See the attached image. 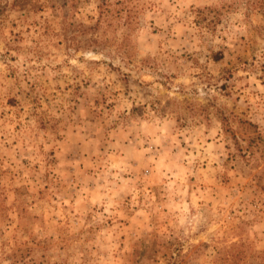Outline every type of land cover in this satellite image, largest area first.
<instances>
[{
  "label": "rangeland",
  "instance_id": "rangeland-1",
  "mask_svg": "<svg viewBox=\"0 0 264 264\" xmlns=\"http://www.w3.org/2000/svg\"><path fill=\"white\" fill-rule=\"evenodd\" d=\"M0 264H264V0H0Z\"/></svg>",
  "mask_w": 264,
  "mask_h": 264
},
{
  "label": "trees",
  "instance_id": "trees-1",
  "mask_svg": "<svg viewBox=\"0 0 264 264\" xmlns=\"http://www.w3.org/2000/svg\"><path fill=\"white\" fill-rule=\"evenodd\" d=\"M127 1V0H126ZM123 4V2H122ZM102 11H100V18L98 19V22L101 20V17L105 16V7L106 3L102 2ZM117 18L122 21V25H125L127 29L131 27V24L133 22L134 15L132 13V9L129 7L127 3H125L118 11ZM97 22V23H98Z\"/></svg>",
  "mask_w": 264,
  "mask_h": 264
}]
</instances>
